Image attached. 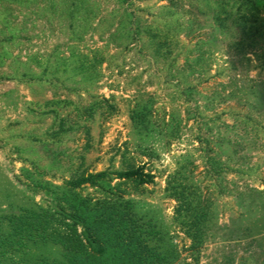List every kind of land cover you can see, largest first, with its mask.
<instances>
[{
	"label": "rangeland",
	"instance_id": "1",
	"mask_svg": "<svg viewBox=\"0 0 264 264\" xmlns=\"http://www.w3.org/2000/svg\"><path fill=\"white\" fill-rule=\"evenodd\" d=\"M238 5L236 0H0V214L45 198L34 191L26 169L60 184L76 172L142 166L153 182L127 191L138 210L171 237L179 252L174 264H184L192 261L190 241L173 219L175 201L164 187L168 174L189 161L190 178L214 208L198 264H239L243 257L264 264V240L257 241L264 230L243 236L248 200H264V193L249 190H264V7ZM137 27L170 33L172 54L155 57L147 34L138 38L133 32ZM96 49L105 60L92 84L51 68L71 52L91 57ZM101 98L107 99L102 111L113 105L111 114L97 111L51 136L46 99L85 105ZM138 100L151 102L155 124L174 114L178 136L137 133L129 114ZM71 109H58L60 117ZM209 156L218 163L211 165ZM43 250L50 257L61 252L58 245L35 251Z\"/></svg>",
	"mask_w": 264,
	"mask_h": 264
},
{
	"label": "trees",
	"instance_id": "2",
	"mask_svg": "<svg viewBox=\"0 0 264 264\" xmlns=\"http://www.w3.org/2000/svg\"><path fill=\"white\" fill-rule=\"evenodd\" d=\"M236 2L239 3L238 9L259 10L264 7V0ZM244 21L246 23L248 17ZM244 25L243 30H246L248 26ZM251 29L252 25L247 36L252 38ZM135 30L133 32L138 38L143 32L147 34V43L153 48L155 57L162 55L167 58L172 54L171 36L167 31L160 35L151 28L140 30L137 27ZM92 53L90 57L71 52L66 59L57 58L51 68L53 72H67L71 78L78 75L80 81L92 84L99 77L98 66L105 60L99 54L100 49ZM69 58H72L71 62H67ZM103 102L107 99L91 100L85 105L70 99H46L43 106L51 108L49 112L53 118L49 126L51 136L56 138L72 128V122L77 124L80 120H90L97 111L111 114L113 105H107L109 109L102 111L105 109ZM69 106L71 111L60 117L58 109ZM152 112V104L148 100H138L131 108L129 118L137 133L145 137L158 134L176 138L178 127L174 114L169 120L155 124ZM71 113L74 119L69 122L67 118ZM55 126L57 129L54 130ZM83 126L88 137L89 128L86 124ZM208 162L211 165L218 163L213 156L208 157ZM188 163L181 162L168 174L164 192L167 198L175 201L173 219L190 241L188 249L192 261L184 264H198L214 208L190 178ZM24 171L34 191L42 192L45 198L42 202L22 205L17 211L0 214V264H174L179 258L168 233L155 218L138 210L137 201L127 191L131 187L134 192H139L142 186L153 182V174L145 172L142 166L76 172L60 184L38 178L28 169ZM87 187L93 191L84 192ZM249 190L256 194L264 193L261 189ZM248 201V221L243 236L256 237L264 230V200L261 198L259 203ZM258 223L262 225L257 227ZM262 240L264 237L260 235L257 241L261 243ZM49 245H58L60 256L50 257L44 250L35 251ZM239 264L252 263L243 257Z\"/></svg>",
	"mask_w": 264,
	"mask_h": 264
}]
</instances>
